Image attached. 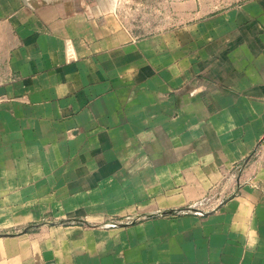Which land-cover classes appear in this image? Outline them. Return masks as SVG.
<instances>
[{
	"label": "crops",
	"instance_id": "0c3cea01",
	"mask_svg": "<svg viewBox=\"0 0 264 264\" xmlns=\"http://www.w3.org/2000/svg\"><path fill=\"white\" fill-rule=\"evenodd\" d=\"M1 47L0 264H264V0L147 38L0 0Z\"/></svg>",
	"mask_w": 264,
	"mask_h": 264
},
{
	"label": "rangeland",
	"instance_id": "374dc122",
	"mask_svg": "<svg viewBox=\"0 0 264 264\" xmlns=\"http://www.w3.org/2000/svg\"><path fill=\"white\" fill-rule=\"evenodd\" d=\"M100 6H112L123 26L137 38H147L166 31L192 24L212 17L215 13L234 8L248 0H86ZM197 9V11H196ZM4 55L0 48V66ZM72 221H66L71 223ZM45 224L46 219L35 224H27L31 230L38 229ZM51 224L59 221L49 220ZM90 224V223H89ZM86 224L101 225L99 223ZM50 225V224H49ZM58 225V224H57ZM91 227V226H90Z\"/></svg>",
	"mask_w": 264,
	"mask_h": 264
},
{
	"label": "trees",
	"instance_id": "16d2710c",
	"mask_svg": "<svg viewBox=\"0 0 264 264\" xmlns=\"http://www.w3.org/2000/svg\"><path fill=\"white\" fill-rule=\"evenodd\" d=\"M37 226H39V225L29 226L28 228L23 229L21 233H29V232L33 231V230H31L33 227H37ZM35 230L36 229H34V231Z\"/></svg>",
	"mask_w": 264,
	"mask_h": 264
}]
</instances>
